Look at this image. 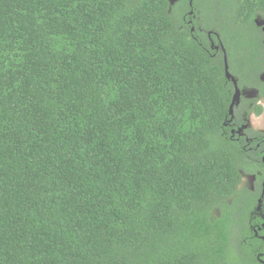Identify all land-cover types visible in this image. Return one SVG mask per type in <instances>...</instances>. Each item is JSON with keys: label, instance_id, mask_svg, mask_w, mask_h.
Listing matches in <instances>:
<instances>
[{"label": "trees", "instance_id": "trees-1", "mask_svg": "<svg viewBox=\"0 0 264 264\" xmlns=\"http://www.w3.org/2000/svg\"><path fill=\"white\" fill-rule=\"evenodd\" d=\"M263 100L264 0H0V264H261Z\"/></svg>", "mask_w": 264, "mask_h": 264}, {"label": "flooded vegetation", "instance_id": "flooded-vegetation-1", "mask_svg": "<svg viewBox=\"0 0 264 264\" xmlns=\"http://www.w3.org/2000/svg\"><path fill=\"white\" fill-rule=\"evenodd\" d=\"M192 18H194V17L192 16ZM189 23H191V21H189ZM192 30L193 29H191V31ZM246 128H247L246 125L241 128V134L239 136L244 135V131L246 130ZM246 141H248V139H246ZM262 152L263 153H262V156H261V162H262V165H263V168H264V141H263V150H262ZM247 177H253V179L255 181V176L250 175V176H247ZM254 181L252 183V188L251 189H253ZM259 200H261L260 204H259V201H258V203H257V205L255 207V211L251 213L254 218H257L258 220H260V224L257 225V223H256V225L254 227H251L252 232H253L254 236H256V237H258V233H260L261 231H264V226H263V223H264V180L262 181V184H261V192H260V199ZM261 239H262V241H264V237H261ZM259 256H263L264 257L263 254L259 255ZM259 256L257 257V260L261 264H264V260H262L261 257H259Z\"/></svg>", "mask_w": 264, "mask_h": 264}, {"label": "rangeland", "instance_id": "rangeland-1", "mask_svg": "<svg viewBox=\"0 0 264 264\" xmlns=\"http://www.w3.org/2000/svg\"><path fill=\"white\" fill-rule=\"evenodd\" d=\"M176 1L177 0H169V3L170 5H173ZM247 96H250V95L247 94ZM260 104L263 108L262 115L260 117H255L254 115H250L247 120V123H248L247 125L249 128H251L254 131L264 133V100L261 101ZM253 181H254L253 177H244L242 181V187L252 188ZM233 247L235 248V241H234Z\"/></svg>", "mask_w": 264, "mask_h": 264}, {"label": "water", "instance_id": "water-1", "mask_svg": "<svg viewBox=\"0 0 264 264\" xmlns=\"http://www.w3.org/2000/svg\"><path fill=\"white\" fill-rule=\"evenodd\" d=\"M190 15H192V12L190 13ZM218 40V45L215 47L216 50L218 49H221L223 54H224V67H225V75H226V78L231 80L233 85H234V95H233V99H232V103L230 105V108H229V115L232 116L233 115V109L235 106H237L239 103H240V99H241V94H240V91L238 90L237 88V85H236V80L234 79V77H232L228 71V64H227V58L225 56V50L221 44V42L219 41V39L217 38ZM238 135L241 134V129L237 130L236 131ZM232 134H234V131H232ZM261 200H259V204H260ZM263 226H264V223H263ZM264 255V254H263Z\"/></svg>", "mask_w": 264, "mask_h": 264}]
</instances>
